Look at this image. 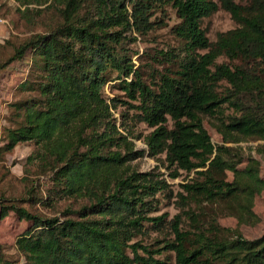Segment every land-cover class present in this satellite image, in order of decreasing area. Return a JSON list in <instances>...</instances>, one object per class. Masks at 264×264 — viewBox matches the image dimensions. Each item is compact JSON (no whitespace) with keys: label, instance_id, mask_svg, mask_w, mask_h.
I'll use <instances>...</instances> for the list:
<instances>
[{"label":"trees","instance_id":"obj_1","mask_svg":"<svg viewBox=\"0 0 264 264\" xmlns=\"http://www.w3.org/2000/svg\"><path fill=\"white\" fill-rule=\"evenodd\" d=\"M13 1L24 19L52 9L58 22L0 61L3 71L30 53L18 86L26 97L10 105L15 122L0 146L3 154L33 145L20 194H0V218L11 212L29 224L15 240L25 264H264V234L247 239L204 212L206 204L239 225L257 220L260 163L225 144L253 139L264 154V0ZM168 8L177 46L131 49L167 26ZM220 9L236 28L211 42L201 23ZM109 85L122 97H106ZM117 106L152 129L143 139L148 156L164 155L172 178L194 175L180 185L172 220L149 215L168 185L130 168L145 151L119 132ZM204 118L220 120L222 145Z\"/></svg>","mask_w":264,"mask_h":264},{"label":"rangeland","instance_id":"obj_2","mask_svg":"<svg viewBox=\"0 0 264 264\" xmlns=\"http://www.w3.org/2000/svg\"><path fill=\"white\" fill-rule=\"evenodd\" d=\"M246 1L236 0V2L241 4H244ZM22 10L23 8H20L13 0H0V61L10 57L15 47L29 41L36 34L44 33L48 27L58 24L56 19L57 14L52 9H47V11L36 14V16H27L26 19L21 15ZM158 16L161 17L160 14ZM162 16L167 26L153 31L149 36L150 42L143 43L137 41L136 44L130 46L131 49L142 52L145 48L150 47L166 49L177 46L178 41L170 32L171 27L177 23L174 11L168 8ZM201 28L205 31L207 38L211 42H214L218 34L236 28V24L227 12L220 9L210 17L204 19L201 23ZM135 59L136 57L133 58V60ZM223 61L225 60L219 59V62ZM30 62V53L27 52L22 60L15 61L5 70L0 71V146L3 145L2 138L4 130L10 128L15 122V116L12 114L10 105L26 97L25 94L18 91V86L28 76ZM105 96L108 98L120 96L121 98L122 93L117 89L115 90V88L112 89L109 85L105 87ZM113 113L116 119V126L119 127V132L134 144V150L145 151L142 157L129 162L130 168L139 173H152L156 178L164 180L168 185L164 194L158 193L156 195L157 202L154 203L155 210L150 212L149 215L151 217L166 215L167 221L172 220L174 216L180 213V208L176 202V194L181 192L180 185L194 177L193 173L188 174L184 171H178V177L172 178L171 174L173 170L166 167L167 164L164 155H159L155 158L148 156L143 139L152 129L143 123L137 122L133 118L134 111L127 110L125 106H117ZM203 121L212 143L214 145H222L224 143V137L222 136L223 129L220 126V120L204 118ZM238 139L239 142L228 143L225 146L233 149L240 148L245 159L249 156L257 159L260 163V177L264 179V154L259 152L261 150L260 145H263V142L244 139L242 137H238ZM32 151V144L23 143L17 145L12 152L0 154V194H6V197L20 194L22 188L19 179L24 175L26 159ZM228 176L230 175L228 174ZM64 205H58L56 208L57 211L59 212L60 207L63 208ZM204 207V212L207 215L215 216L221 227L231 230L239 229L247 239H255L264 234V191L254 200L253 212L257 216V220L253 225H239L233 216H230L225 211L221 212L220 210H216V206L204 204ZM38 209L39 211H35L41 215H55L52 210L39 206ZM56 215H58L57 212ZM28 226L29 224L25 220L17 219L11 212L7 217L0 218V253L3 255L2 258L4 260L12 262V264H25L23 257L16 249L15 240ZM164 233L167 232H163V234L152 233L150 234V239L147 238L146 240L150 243V241L152 242L155 239L161 240L168 237Z\"/></svg>","mask_w":264,"mask_h":264},{"label":"built area","instance_id":"obj_3","mask_svg":"<svg viewBox=\"0 0 264 264\" xmlns=\"http://www.w3.org/2000/svg\"><path fill=\"white\" fill-rule=\"evenodd\" d=\"M0 22H1V18H0Z\"/></svg>","mask_w":264,"mask_h":264}]
</instances>
